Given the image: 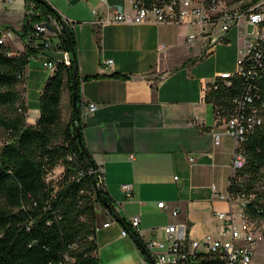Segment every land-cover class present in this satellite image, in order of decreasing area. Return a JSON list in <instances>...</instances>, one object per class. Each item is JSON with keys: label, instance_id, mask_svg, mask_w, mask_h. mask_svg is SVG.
Listing matches in <instances>:
<instances>
[{"label": "crops", "instance_id": "obj_1", "mask_svg": "<svg viewBox=\"0 0 264 264\" xmlns=\"http://www.w3.org/2000/svg\"><path fill=\"white\" fill-rule=\"evenodd\" d=\"M63 3L68 9L86 5L90 14L81 21L69 20L50 4L61 18H50L54 30H62V22L67 27L76 25L82 135L95 164L104 172L114 212L120 205L122 212L116 214L122 219L138 217L146 239L164 240L162 229L175 223L187 224L191 245L204 243L210 235L216 237L219 221L215 213L228 210L219 194L229 190L235 143L205 97L208 85L217 78L237 73L241 30H232L221 43L198 38L190 44L196 27L188 25L96 24L94 9L101 17L109 9L131 12L129 0ZM27 6L26 0H0V36L6 37L15 55L26 51L17 32L28 15ZM51 33L54 48L41 49L26 70L23 90L29 125L40 117L41 91L53 75L42 63L53 60L58 65L72 57L60 48L61 33ZM115 74L129 78L111 77ZM94 75L101 77L83 80ZM90 104L98 105V111L90 112ZM216 134L221 135L220 145L215 144ZM123 185L133 186L132 198ZM162 202L166 209L158 207ZM173 211L179 212L177 218ZM124 222L131 231L128 237L122 235L125 227L113 212L98 207L100 264H146L131 237L135 230ZM198 252L205 254L206 250L200 247Z\"/></svg>", "mask_w": 264, "mask_h": 264}, {"label": "trees", "instance_id": "obj_2", "mask_svg": "<svg viewBox=\"0 0 264 264\" xmlns=\"http://www.w3.org/2000/svg\"><path fill=\"white\" fill-rule=\"evenodd\" d=\"M26 3L28 15L17 32L26 43V51L15 55L6 44H0V131L7 137L0 146V264H100L96 241L98 207L110 212H114V207L106 189L98 186L93 169L97 165L91 154L81 149L77 138V128L83 127L80 75L77 78L79 112L73 108L74 67L78 59L75 61L72 56L70 65L58 64L42 88L40 117L35 125H29L22 88L27 67L42 48H33L28 36L35 24L61 18L57 11L38 0H26ZM32 3L35 14L31 15ZM62 23L60 48L71 54L73 47L77 56L75 33ZM100 77L94 75L83 80ZM111 77L129 78L117 74ZM228 81L232 82L230 87L226 85ZM65 90L71 107L67 122L62 109ZM240 90L238 77H219L208 85L205 100L216 112L229 114ZM82 140L84 143L83 135ZM244 148L247 164L238 177L249 191L250 180L264 169V131L251 135ZM58 167L62 172L54 178ZM240 190L237 185L230 188L234 193ZM247 213L251 219L264 221L263 194L249 204ZM123 226L131 232L126 222ZM195 264L217 263L205 253L198 255Z\"/></svg>", "mask_w": 264, "mask_h": 264}, {"label": "built area", "instance_id": "obj_3", "mask_svg": "<svg viewBox=\"0 0 264 264\" xmlns=\"http://www.w3.org/2000/svg\"><path fill=\"white\" fill-rule=\"evenodd\" d=\"M131 12L121 13L108 10L102 17L97 9V25L123 23L140 25L154 23L157 25L192 26L195 33L190 35L189 43L198 38H205L211 44L223 42L234 29L241 30L239 39L242 42L237 60L238 71L234 75L241 81L239 95L233 99V111L226 114L218 110L219 122L226 126L228 134L235 143L229 190L219 194L227 211H217L215 217L219 221L217 236H207L204 243L188 241V226L185 223L171 224L162 229L165 239H146L140 231L138 217L123 219L135 230L136 237L143 243L154 264H194L198 262L200 247L206 250L217 264H253L258 248L264 243V231L258 226V221L251 219L247 213L249 204L257 195H264V169L252 182L251 189L242 186L239 173L246 167L247 158L245 144L256 131H264V0H129ZM30 14H35V5L30 4ZM74 32L75 24L69 25ZM52 32V33H51ZM61 28L53 29L47 22L34 25L31 33V46L35 49L52 50L54 48L49 34L57 36ZM0 44H6V37L0 36ZM41 45L43 47H41ZM70 65V62L65 63ZM42 66L55 73L58 65L53 60H46ZM228 87L232 82L226 83ZM99 106L90 104L87 109L95 113ZM215 144L220 145L221 135L216 134ZM133 158V157H132ZM98 186L106 189L104 172L96 168ZM240 186V192L230 191L231 187ZM123 191L132 198L133 186L123 185ZM160 209H166L165 203H159ZM122 207L115 206L116 213H121ZM172 215L177 218L178 211ZM109 224H107L108 226ZM97 231V230H96ZM155 230L151 233L155 235ZM124 237L130 236L126 229L122 230ZM146 264H152L146 259Z\"/></svg>", "mask_w": 264, "mask_h": 264}, {"label": "rangeland", "instance_id": "obj_4", "mask_svg": "<svg viewBox=\"0 0 264 264\" xmlns=\"http://www.w3.org/2000/svg\"><path fill=\"white\" fill-rule=\"evenodd\" d=\"M50 2V4L55 8V9H60L63 11V14L69 19L73 21H81L83 19L89 18L90 14L87 10V8L83 5L78 6L74 9H68L65 4L63 3V0H47ZM234 1H239V0H234ZM51 24V22H50ZM7 44V42H6ZM23 89V88H22ZM65 98L64 102L62 104V109H63V115H64V120L67 122L70 117V112H71V107L69 103V93L67 90H65ZM7 140V137L4 133L0 131V146H2ZM62 172V169L58 167V169L54 172V178L58 177ZM58 179V178H57ZM258 226L259 228L264 231V221H258ZM253 264H264V243L258 248L257 254L255 256V259L253 261Z\"/></svg>", "mask_w": 264, "mask_h": 264}, {"label": "water", "instance_id": "obj_5", "mask_svg": "<svg viewBox=\"0 0 264 264\" xmlns=\"http://www.w3.org/2000/svg\"><path fill=\"white\" fill-rule=\"evenodd\" d=\"M39 3L45 5L47 8L54 10V8L46 1V0H38ZM70 44H71V36L68 35ZM71 55L73 56V59L76 61V50L71 47ZM79 75V67L76 64L74 67V92H73V108L75 112H79L78 110V92H77V78ZM77 138L79 140V144L81 146V149L88 154L89 151L87 150L85 144L83 143L82 140V130L80 128H77ZM96 165V164H95ZM94 171H95V166H94ZM113 217L116 219L117 222H119L120 224L123 225L124 221L123 219L116 214L115 212H113ZM132 239L135 241V243L137 244L138 248L140 249V251L144 254L145 258L148 259L152 264H154V261L150 258L149 253L147 252L146 248L144 247L143 243L134 235H131Z\"/></svg>", "mask_w": 264, "mask_h": 264}]
</instances>
